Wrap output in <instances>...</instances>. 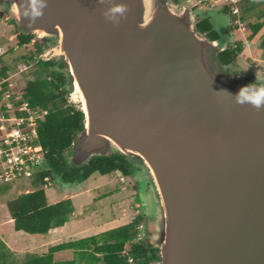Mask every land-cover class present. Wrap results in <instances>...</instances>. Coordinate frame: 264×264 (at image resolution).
Segmentation results:
<instances>
[{"label":"water","instance_id":"95a60500","mask_svg":"<svg viewBox=\"0 0 264 264\" xmlns=\"http://www.w3.org/2000/svg\"><path fill=\"white\" fill-rule=\"evenodd\" d=\"M5 1L71 76L84 115L71 162L118 153L146 174L154 264H264V106L236 101L249 83L219 60L224 38L171 0H47L32 22L31 0Z\"/></svg>","mask_w":264,"mask_h":264},{"label":"trees","instance_id":"16d2710c","mask_svg":"<svg viewBox=\"0 0 264 264\" xmlns=\"http://www.w3.org/2000/svg\"><path fill=\"white\" fill-rule=\"evenodd\" d=\"M252 3L259 6V3ZM261 3L264 5V0H261ZM222 13L231 16L228 7H224ZM259 19L260 22L248 23L250 33L247 42H253L255 35L264 27V9ZM240 20L243 21L244 17L240 16ZM195 26L210 40L219 38L208 17L198 19ZM33 36L21 31L17 36L18 46L29 45ZM53 45L54 41L49 39L35 42L34 51L27 54L26 60H33L34 56L42 54ZM241 52L242 45L238 43L234 49L226 48L220 51L218 57L222 64L229 66ZM7 69L8 67L1 66L0 76L4 75ZM30 74L33 79L26 81L22 86V97L32 107L48 110L44 120L37 124V141L44 151V167L30 180L28 186L32 189L8 200L6 208L15 231L47 234L50 229L61 227L68 222L74 207L70 198L48 204L43 188L44 178L48 177L51 182L58 179L63 184L78 185L93 174H120L129 177L135 167L127 156L118 153L92 157L84 164L70 162L67 155L84 130V115L74 105L66 103V98L72 90V79L66 64L59 58L49 57L34 64ZM141 224H145V219L139 213L125 225L96 236L52 246L45 254L31 255L16 264H130L129 258L132 259V264H152L157 259V249L150 242L143 243L135 239L140 233L138 226ZM68 249L74 251L76 260H54L55 252Z\"/></svg>","mask_w":264,"mask_h":264},{"label":"rangeland","instance_id":"374dc122","mask_svg":"<svg viewBox=\"0 0 264 264\" xmlns=\"http://www.w3.org/2000/svg\"><path fill=\"white\" fill-rule=\"evenodd\" d=\"M172 3L178 5V8H189L191 10L194 22L203 17H208L214 30L218 33L219 37L224 38L223 49H234L238 43L242 45V52L237 55L232 64L227 67V72L230 75H237L242 81L248 83H264V66L259 63L260 53L264 52V27L255 35L253 42H247V37L250 33L248 23L260 22L259 15L264 9L261 0H244L237 4V10L240 16L244 17L242 21L245 26V32H242L239 27L237 28L233 18L228 13H222L224 8L221 3L224 0H213L216 2L215 6H199L189 0H171ZM252 2L259 3V6L254 5ZM180 6V7H179ZM0 49L5 52L0 56V66L8 67V71H13L16 65L26 61V56L34 51V43L37 41H44L46 38L34 33L33 39L27 46H18L17 36L23 31L17 22L10 23V20L15 16L10 11L8 4L5 0H0ZM227 14V15H226ZM47 53L49 49L46 50ZM48 57L58 59V56H53V52L48 53ZM264 55V54H263ZM264 59V56L262 57ZM259 79H256V77ZM24 77V75H23ZM67 104H72L77 109H81V102L78 94L74 89L70 91L66 98ZM72 152V150H71ZM71 152L68 153L67 158L71 162ZM135 167V166H134ZM98 175L90 177L88 180L81 184H63L58 179L51 183V186L45 189L46 199L49 202L56 203L62 199H72V204L77 211L84 213L83 221H79V226L83 225L87 229V233L97 232L95 228L100 224L107 227H119L132 221V219L139 213L145 219V224L139 225L138 239L141 242H150L154 246V236L156 235L157 216L154 210L157 207L153 198H151L152 190L146 174L135 167V171L129 177H123L119 174H113L112 178L118 180V183L123 187L124 196H126V203L121 198H115L113 205L104 202V205H99V200L105 193V185H109L107 178L103 182L100 181ZM124 183H122V179ZM109 181V180H108ZM118 184V185H119ZM23 186L13 185H0V236L9 240V246L18 253L14 256L8 253L5 248L0 244V264H16L28 259L31 255H41L39 244L43 241L47 242L44 234H28L13 229V222L6 208V202L25 190L32 188L28 184ZM121 187V186H120ZM122 189V188H121ZM119 191L120 188H119ZM115 194L114 197H116ZM99 198V199H98ZM125 198V197H124ZM97 201V202H96ZM106 203V204H105ZM134 212V214H133ZM92 214V216H90ZM132 214V216H131ZM72 215V214H71ZM67 223H74L76 217H72ZM90 217V218H89ZM133 217V218H132ZM82 220V219H81ZM128 220H130L128 222ZM81 222V223H80ZM78 226V227H79ZM98 235V234H96ZM43 249V248H42ZM22 252V253H21ZM76 260L75 253L72 252H59L55 255V261ZM154 264V263H152Z\"/></svg>","mask_w":264,"mask_h":264},{"label":"built area","instance_id":"2783aa9c","mask_svg":"<svg viewBox=\"0 0 264 264\" xmlns=\"http://www.w3.org/2000/svg\"><path fill=\"white\" fill-rule=\"evenodd\" d=\"M189 1L199 6L216 5L213 0ZM242 1L224 0L221 4L228 7L233 18L236 16L233 19L234 25L245 32L237 10V4ZM4 52L0 49V56ZM48 56L45 51L34 56L31 61L26 60L16 65L14 72L7 69L6 73L0 76V185H27L44 167V151L37 141V124L44 120L48 110L32 107L22 97L21 89L26 81L33 79L30 74L33 65L40 60H47ZM43 183L45 190L52 182L46 177ZM138 230L141 231L139 226ZM128 262L133 263L131 258Z\"/></svg>","mask_w":264,"mask_h":264},{"label":"crops","instance_id":"0c3cea01","mask_svg":"<svg viewBox=\"0 0 264 264\" xmlns=\"http://www.w3.org/2000/svg\"><path fill=\"white\" fill-rule=\"evenodd\" d=\"M256 3V2H254ZM264 52H261L259 55H260V59H258L259 63H261L262 65L261 66H264V59L262 58L264 55ZM95 174H93L92 176H94ZM113 175V174H112ZM112 175H109V176H101L100 177V181L102 180L103 182L105 181V179L107 178V182L109 183V185H105L104 189H106L105 193L102 195L101 199L99 200V205H104L103 203L106 202V203H109L111 205H113V203L115 202V198H121L124 203H126V196H124L125 192L123 193V187L122 185H120L118 183V180H116L115 178H112ZM120 175V174H119ZM91 176V177H92ZM99 176V175H98ZM90 178V177H89ZM88 178V179H89ZM87 179V180H88ZM122 179V178H121ZM109 180V181H108ZM122 183H124V180L122 179ZM85 182V181H84ZM119 184V185H118ZM121 186V187H120ZM119 188L121 191H119ZM122 188V189H121ZM45 192V191H44ZM115 194H117L116 197ZM46 196V195H45ZM125 197V198H124ZM99 199V198H98ZM47 200V199H46ZM72 200V199H71ZM97 202V201H96ZM47 203L48 204H53L52 202H49L47 200ZM55 203V202H54ZM105 203V204H106ZM74 207V211L72 213V217H76L74 219V223L71 224L70 223H67V224H64L63 226L61 227H57V228H53V229H50L47 234H44V237L47 238V242L43 241L39 244V250L41 252H43V254H45L48 249L52 246H55V245H59V244H62V243H67V242H71V241H77V240H80V239H83V238H86V237H89V236H96V234H101L103 232H106L108 230H111V229H114V228H117V227H107V225L105 226L104 224H100L98 225L97 228H95V230H97V232H93V233H87V229H84L83 228V225H80L79 226V221H83V217H84V213H80V211H77L75 209V206L73 205ZM134 214V212H133ZM90 216H92V214H90ZM132 216V214H131ZM71 218V217H70ZM90 218V217H89ZM133 218V217H132ZM82 219V220H81ZM130 220H128L129 222ZM80 222V223H81ZM12 223V221H11ZM127 224V223H126ZM79 226V227H78ZM20 234L21 231H18ZM0 244H1V247L5 248V250L14 255V256H17L19 251H16L14 250L13 248H11V246H9V240L6 238H3L0 236ZM43 248V249H42ZM18 252V253H16ZM59 252H72L74 253V251L72 249H68V250H64V251H59ZM59 252H55L54 253V257L57 253ZM22 253V252H21ZM41 254V255H43ZM40 255V254H39Z\"/></svg>","mask_w":264,"mask_h":264},{"label":"clouds","instance_id":"9594fccd","mask_svg":"<svg viewBox=\"0 0 264 264\" xmlns=\"http://www.w3.org/2000/svg\"><path fill=\"white\" fill-rule=\"evenodd\" d=\"M47 0H31V22L42 14V9L46 6ZM125 11L124 6L117 5L110 9V12L122 13ZM25 15H29L27 11L24 12ZM256 79H259L257 76ZM227 92L226 90H223ZM235 99L240 104H249L257 109L264 106V83L257 85L256 83H249L248 85L242 86L238 92L235 94Z\"/></svg>","mask_w":264,"mask_h":264}]
</instances>
